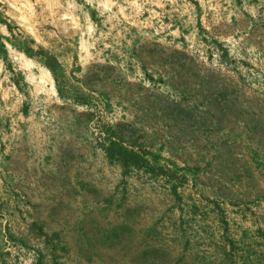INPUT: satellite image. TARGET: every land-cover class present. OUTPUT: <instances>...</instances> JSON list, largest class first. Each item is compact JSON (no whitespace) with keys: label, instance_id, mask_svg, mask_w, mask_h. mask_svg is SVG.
Here are the masks:
<instances>
[{"label":"rangeland","instance_id":"374dc122","mask_svg":"<svg viewBox=\"0 0 264 264\" xmlns=\"http://www.w3.org/2000/svg\"><path fill=\"white\" fill-rule=\"evenodd\" d=\"M0 264H264V0H0Z\"/></svg>","mask_w":264,"mask_h":264},{"label":"trees","instance_id":"16d2710c","mask_svg":"<svg viewBox=\"0 0 264 264\" xmlns=\"http://www.w3.org/2000/svg\"><path fill=\"white\" fill-rule=\"evenodd\" d=\"M103 134L105 149L110 156H117L127 163H148V159L139 148L130 146L123 140L121 132L106 130Z\"/></svg>","mask_w":264,"mask_h":264}]
</instances>
